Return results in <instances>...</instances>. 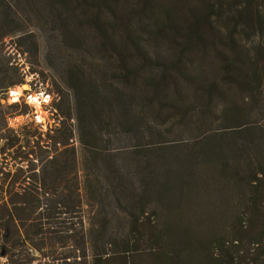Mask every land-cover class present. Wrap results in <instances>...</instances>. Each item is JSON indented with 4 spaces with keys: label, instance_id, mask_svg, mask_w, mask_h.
<instances>
[{
    "label": "trees",
    "instance_id": "trees-1",
    "mask_svg": "<svg viewBox=\"0 0 264 264\" xmlns=\"http://www.w3.org/2000/svg\"><path fill=\"white\" fill-rule=\"evenodd\" d=\"M35 26L46 52L69 53L75 102L6 146L30 167L0 189V264H264V131L231 125L264 105V0H0V42L37 62ZM23 82L0 58V99ZM167 118L191 141L170 165L181 144L152 130Z\"/></svg>",
    "mask_w": 264,
    "mask_h": 264
},
{
    "label": "rangeland",
    "instance_id": "rangeland-1",
    "mask_svg": "<svg viewBox=\"0 0 264 264\" xmlns=\"http://www.w3.org/2000/svg\"><path fill=\"white\" fill-rule=\"evenodd\" d=\"M31 31L35 34L38 42V57L37 62L32 59V56L28 53L21 54L20 48L16 47L15 38L8 37L3 39L0 42V58L4 60L5 64L12 66L14 69H18V72L21 75H24V82L20 85L14 86L8 89L4 93L5 99H0V103L3 106L4 117H5V128L0 131V189L2 191L8 190V184L12 177H20L21 171L25 172L27 166L30 167L29 163L26 161L20 162L18 164L17 160H13L12 155H15L17 150L16 145L14 148L6 150V146L12 142L14 139L18 138L21 134L46 132L48 129L55 126V123L58 119L57 105H60L59 99L62 98V95L68 94L69 100L74 107V96L72 95L71 90H69L65 84V67L63 66L62 61L67 59L69 55L68 52H51V50L46 52V41L48 43L49 39H46L48 36H51V33L48 31V28H44V31L38 30L37 27H31ZM21 49H26L24 46ZM94 50H88V55L93 56ZM75 57V54H71L70 60ZM13 92L18 95H13ZM31 98H28V97ZM17 105V107H15ZM24 105L26 108H24ZM12 106V107H9ZM78 109V105L75 108ZM247 116L244 119H241L238 124L231 125H240L242 124L247 130L251 132L252 136L256 131H264V105H252L246 107ZM76 126V122L73 121ZM85 125V123H83ZM180 125L178 122L173 121L172 119H164L160 123L154 124L153 131H159L162 134V140L167 142H177L181 144L173 149H169L163 153L167 165L173 164L176 157H179L186 145H190L191 141L189 140L190 136L187 133H177ZM203 131H207L204 129ZM112 137V136H111ZM245 137V136H244ZM73 145L79 150V142L77 139V133L73 137ZM248 140L247 138H244ZM112 148L121 149L124 151H130L134 148V141L130 136H125L124 139H120L119 136L112 137ZM19 152H28L26 147L18 149ZM37 151V149L35 150ZM31 156H28V159H31ZM119 161L124 167V174L126 178L124 181L129 184L133 183L138 184L140 180L138 167L136 161L133 160L131 156H120ZM165 170H162L163 173ZM160 172V171H159ZM25 175V173H24ZM78 176L82 178L80 156L78 155ZM5 177H7L5 179ZM2 180H5L3 182ZM18 187V184L15 185V188ZM211 195H200L196 197L197 200H205ZM211 198H215L214 196ZM81 210L86 221L88 217V207L81 191ZM30 257H38L36 252H33ZM4 260L0 259V263H3Z\"/></svg>",
    "mask_w": 264,
    "mask_h": 264
},
{
    "label": "bare ground",
    "instance_id": "bare-ground-1",
    "mask_svg": "<svg viewBox=\"0 0 264 264\" xmlns=\"http://www.w3.org/2000/svg\"><path fill=\"white\" fill-rule=\"evenodd\" d=\"M13 95H18V92L17 93L13 92Z\"/></svg>",
    "mask_w": 264,
    "mask_h": 264
},
{
    "label": "built area",
    "instance_id": "built-area-1",
    "mask_svg": "<svg viewBox=\"0 0 264 264\" xmlns=\"http://www.w3.org/2000/svg\"><path fill=\"white\" fill-rule=\"evenodd\" d=\"M28 98H31L30 96Z\"/></svg>",
    "mask_w": 264,
    "mask_h": 264
}]
</instances>
